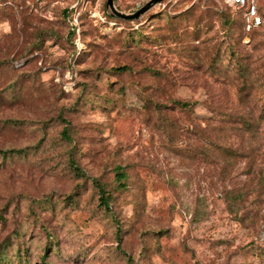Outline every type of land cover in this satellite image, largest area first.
Returning a JSON list of instances; mask_svg holds the SVG:
<instances>
[{
	"label": "rangeland",
	"instance_id": "374dc122",
	"mask_svg": "<svg viewBox=\"0 0 264 264\" xmlns=\"http://www.w3.org/2000/svg\"><path fill=\"white\" fill-rule=\"evenodd\" d=\"M114 5L0 0V264H264V0Z\"/></svg>",
	"mask_w": 264,
	"mask_h": 264
},
{
	"label": "trees",
	"instance_id": "16d2710c",
	"mask_svg": "<svg viewBox=\"0 0 264 264\" xmlns=\"http://www.w3.org/2000/svg\"><path fill=\"white\" fill-rule=\"evenodd\" d=\"M226 4V3H225ZM228 5V4H226ZM230 6V5H228ZM232 7V6H230ZM242 18V17H241ZM126 20V19H124ZM225 23L228 24V21H225ZM261 26V25H260ZM258 26V27H260ZM255 27V28H258ZM242 28H243V21H242ZM255 28L251 29L250 31L254 30ZM244 31V29H243ZM249 31V32H250ZM245 32V31H244ZM248 33V32H246ZM246 85V84H245ZM173 103H175L177 106L179 107H183V108H189L190 104L189 102L185 101H180V100H174ZM242 117L239 118L240 120L239 125L235 126L234 123H236V121H232V119H229L228 122L230 123V128H233V130H238L241 134L246 135V137L249 140L252 141H258L261 139H264V126L261 127L262 125H264V117L262 116H258L256 118H247V117H243L242 115H240ZM233 119H236L235 116H233ZM225 120H227L225 118ZM209 144L206 147V153L208 151H210V148H212L213 146L216 149L220 150V153L224 155V157H226L227 159H232L234 156H236L235 153V149L233 150V147L228 146L227 144H211L213 143L212 140L209 139ZM249 168L253 169V174H256L259 178V183L256 186V191L257 194H264V168H261L260 166L258 168L253 166H250ZM117 172L115 173L114 179L117 182V185L120 188H126V183L123 182V180L126 178V173L124 171H122L121 167H117ZM99 190V199L101 201V203H103L106 207H108V201H107V196L105 195V190L102 186H100L99 184H96ZM221 194H223L225 200L228 201L229 205H235V199L238 196H234V193L232 190L230 189H225L221 192Z\"/></svg>",
	"mask_w": 264,
	"mask_h": 264
},
{
	"label": "built area",
	"instance_id": "2783aa9c",
	"mask_svg": "<svg viewBox=\"0 0 264 264\" xmlns=\"http://www.w3.org/2000/svg\"><path fill=\"white\" fill-rule=\"evenodd\" d=\"M225 3L242 12L243 29L249 32L251 29L263 24V19L259 14L256 0H225Z\"/></svg>",
	"mask_w": 264,
	"mask_h": 264
},
{
	"label": "water",
	"instance_id": "95a60500",
	"mask_svg": "<svg viewBox=\"0 0 264 264\" xmlns=\"http://www.w3.org/2000/svg\"><path fill=\"white\" fill-rule=\"evenodd\" d=\"M159 1H161V0H151V3H156ZM106 6L111 10L112 15H115L119 18L126 19V20L136 19L142 11V10H138V11L133 12V13L121 12L115 7L114 0H106Z\"/></svg>",
	"mask_w": 264,
	"mask_h": 264
}]
</instances>
